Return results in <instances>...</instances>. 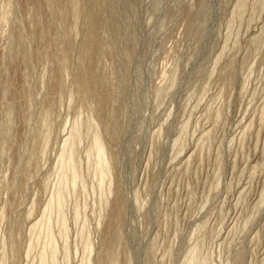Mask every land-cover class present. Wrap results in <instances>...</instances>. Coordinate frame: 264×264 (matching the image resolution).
Listing matches in <instances>:
<instances>
[{
	"label": "rangeland",
	"instance_id": "rangeland-1",
	"mask_svg": "<svg viewBox=\"0 0 264 264\" xmlns=\"http://www.w3.org/2000/svg\"><path fill=\"white\" fill-rule=\"evenodd\" d=\"M0 264H264V0H0Z\"/></svg>",
	"mask_w": 264,
	"mask_h": 264
},
{
	"label": "bare ground",
	"instance_id": "bare-ground-1",
	"mask_svg": "<svg viewBox=\"0 0 264 264\" xmlns=\"http://www.w3.org/2000/svg\"><path fill=\"white\" fill-rule=\"evenodd\" d=\"M85 84V83H84ZM88 84V83H87ZM82 86H84L83 84H82ZM85 86H86V84H85ZM99 134H93V141H92V150L94 151V153L96 154V156L98 157V159L100 160L102 157H103V153H104V148H103V146H102V142H101V140H100V138H99V136H98ZM73 150V149H72ZM87 152V151H86ZM94 154V155H95ZM116 209V208H115ZM60 218V217H59ZM62 218V217H61ZM60 218V220H62ZM59 220V221H60ZM61 223L63 224V221H61ZM60 223V224H61ZM61 227H62V225H61ZM112 251V250H111Z\"/></svg>",
	"mask_w": 264,
	"mask_h": 264
}]
</instances>
